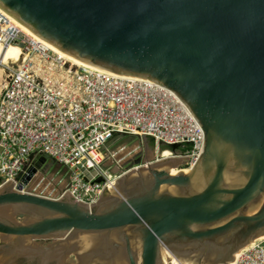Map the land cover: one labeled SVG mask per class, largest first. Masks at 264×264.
I'll list each match as a JSON object with an SVG mask.
<instances>
[{"label":"water","instance_id":"95a60500","mask_svg":"<svg viewBox=\"0 0 264 264\" xmlns=\"http://www.w3.org/2000/svg\"><path fill=\"white\" fill-rule=\"evenodd\" d=\"M0 9L84 64L172 91L205 138L189 172L172 175L186 162L157 161L148 137L130 147L123 137L102 165L120 176L118 193L91 205L48 175L54 160L32 153L18 185L0 191V251L80 240L96 249L74 251L84 262L168 264L167 251L233 264L264 237V0H0Z\"/></svg>","mask_w":264,"mask_h":264},{"label":"built area","instance_id":"2783aa9c","mask_svg":"<svg viewBox=\"0 0 264 264\" xmlns=\"http://www.w3.org/2000/svg\"><path fill=\"white\" fill-rule=\"evenodd\" d=\"M10 46L19 47L21 56L16 63L0 61V191L9 183L18 185L16 177L34 152L65 170L66 192L85 205L115 189L120 176L102 165L117 137L152 138L167 147L156 153L157 161L186 162L178 171L190 170L202 154V128L167 88L74 65L0 9V49ZM172 145L180 148L173 151ZM79 165L96 174L86 180ZM233 264H264V239L241 251Z\"/></svg>","mask_w":264,"mask_h":264},{"label":"crops","instance_id":"0c3cea01","mask_svg":"<svg viewBox=\"0 0 264 264\" xmlns=\"http://www.w3.org/2000/svg\"><path fill=\"white\" fill-rule=\"evenodd\" d=\"M3 81L4 74L3 70L0 69V94ZM122 138L117 137L111 146ZM82 240L85 239L82 238ZM80 247H82L81 250H79ZM94 250L96 249L90 248L88 245H85V241L80 242V240H74L70 243L51 240L30 241L22 246L16 245L15 248L7 251H0V264H103L99 260L88 259L87 257L84 262L79 260L80 256L76 257L74 255V251H78L80 254L92 255L94 254ZM118 264L128 263L123 261Z\"/></svg>","mask_w":264,"mask_h":264},{"label":"bare ground","instance_id":"6f19581e","mask_svg":"<svg viewBox=\"0 0 264 264\" xmlns=\"http://www.w3.org/2000/svg\"><path fill=\"white\" fill-rule=\"evenodd\" d=\"M14 22L17 25V27L19 29H21L24 33H26V34H28V35H30V36H32V37H34V38L42 41L40 38H38L37 36H35L29 29H27L26 27H24L23 25H21L20 23H18L15 20H14ZM42 42H44V41H42ZM44 43H46V42H44ZM47 46L51 50H53L55 53H57L58 55H60L62 58L70 61L74 65L84 66V67H89L90 66V65H87V64L82 63L81 61H78L77 59H74L71 56H68V55L62 53L61 51H59L57 48L53 47L50 44H47ZM20 56H21V49L19 47H17V46H10V47H8L7 49H4V50L0 49V61H3V63H5V64L8 63L10 60H12L13 63L18 62L19 59H20ZM90 68H92V66ZM164 156H168V155H164ZM188 172H189V170H186V171H182L181 172V171H178L177 169H173L171 171V174L172 175H178L179 173H188ZM113 192L114 193H118L117 187L113 190ZM263 239H264V237L263 238H260V240H263ZM164 255H166V257L169 258L168 261L165 260L166 263H168V264H191L188 261H186V260H184V259L176 256L175 254L172 255L171 253H167V251L164 252ZM239 255H240V253H238L236 255V258L239 257ZM170 260H172V262Z\"/></svg>","mask_w":264,"mask_h":264},{"label":"rangeland","instance_id":"374dc122","mask_svg":"<svg viewBox=\"0 0 264 264\" xmlns=\"http://www.w3.org/2000/svg\"><path fill=\"white\" fill-rule=\"evenodd\" d=\"M136 142H137V139H132L131 137H125L122 140V143H127L129 147L134 145ZM148 142L150 144L151 149L155 151L154 152V156L156 155L155 153L158 154L160 152V149H163L162 146L160 147L157 144H151L149 139H148ZM48 163H52V161L49 159ZM48 175H50V177L54 176L55 178L62 176L63 179L61 181V185H65L66 181L68 182V180H69L65 170L63 168H61L60 166L56 165V164H50V170L48 172ZM56 182L60 183V181H58V180H56ZM111 193H113V192L112 191L108 192L107 196L108 195H112ZM165 258H166V255H165Z\"/></svg>","mask_w":264,"mask_h":264},{"label":"trees","instance_id":"16d2710c","mask_svg":"<svg viewBox=\"0 0 264 264\" xmlns=\"http://www.w3.org/2000/svg\"><path fill=\"white\" fill-rule=\"evenodd\" d=\"M149 140H150L151 144H156L155 141L152 138H149ZM166 149H167V147H163L162 150H166ZM164 155H169L168 151H166Z\"/></svg>","mask_w":264,"mask_h":264}]
</instances>
